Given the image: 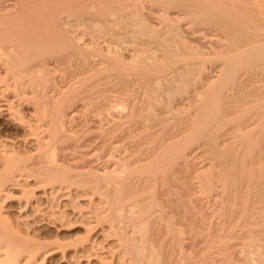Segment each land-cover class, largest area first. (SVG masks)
Returning a JSON list of instances; mask_svg holds the SVG:
<instances>
[{"label":"bare ground","instance_id":"6f19581e","mask_svg":"<svg viewBox=\"0 0 264 264\" xmlns=\"http://www.w3.org/2000/svg\"><path fill=\"white\" fill-rule=\"evenodd\" d=\"M200 29L210 31L209 35L216 32L207 44L210 52L200 49L205 46L195 33ZM193 42L199 45L195 47ZM208 55L221 62L213 75L202 74L204 63L210 59ZM262 61L264 0H0V199L3 202L11 198L16 204L15 220L0 216V263L19 264L23 258L24 264H33L54 253H61L63 258L72 251L68 253V264H90L89 259L95 257L105 259L107 264H176V259L177 264H201L210 258L207 249L211 243V247L222 244L227 249L231 236L227 238V234L218 231L225 227V223H220L221 227L213 226L217 232H213L214 240H206L209 244L204 241L207 245L193 255L184 254L182 232L191 234L207 225L206 215L200 210L201 199L194 195L196 191L191 190L187 180L189 164L193 162L189 156L195 152L196 143L208 145L213 156L200 185L206 192L219 187L223 193L227 191L222 196H228L224 198L231 204L228 208L232 207L234 218H238L237 222L227 220L232 227L241 222L238 214L263 216L264 152L256 147L252 131L256 126L264 128V102L249 96L256 89L251 84L252 77L245 78L252 89L238 78L243 66L254 69L259 64L264 66ZM253 62L260 63L254 67L257 63ZM60 65L68 67L72 76L71 83L63 86L56 85L51 73ZM188 74L201 79L192 83L194 79ZM177 79L184 84L182 87L194 84L187 100L196 102L193 105L197 114L190 117L188 131L183 128L184 131L163 134V129L156 132L144 126L136 135L139 140H124L136 118L159 119L152 108L155 103L136 109L132 100L140 94L137 91H143V95L149 92L148 96L158 91H162V96L166 91V108L184 110L173 102L174 92L181 89L175 83ZM202 79L205 83L200 82ZM226 85L233 87L232 94L224 92ZM49 87L56 93H47ZM256 90L260 91L258 86ZM259 94L257 97L263 96ZM148 96L145 99L151 98ZM252 109H258L255 114L259 116H254L258 117L256 125L252 118V122L243 121ZM127 120L131 124H126ZM14 129L21 130L20 139L10 136ZM261 131H257L258 136ZM68 132H74L79 141L75 143V156L70 154L72 150L65 149L76 150L74 144L63 147L64 143H60ZM157 133L163 135L160 140ZM89 154L107 158L102 167V163L93 167L99 159L92 161ZM85 157L90 158L92 163H86L93 168L86 163L79 165L81 160L78 164L75 161ZM216 169L217 173L213 172ZM171 193L179 199L169 197ZM56 198L70 202L74 209L79 204L77 198L86 200L89 207L94 203L95 207L102 205L91 210L87 206L90 213L72 211L77 219H86L88 233L106 224L99 235L111 236L113 243L107 246L105 255L91 253L96 240L88 237L90 233L80 240L82 245L79 240L63 244L39 239L34 225L37 219L33 220V216L42 200ZM175 201L176 209L172 206ZM157 220L162 221V226L155 225ZM180 225L185 229H178ZM208 228L205 231H211H207L211 235L212 226ZM247 231L250 236L251 230ZM170 239H180V244H171ZM84 241L88 245H83ZM243 242H233L231 252L224 251L230 252L226 259L234 257V247L240 244L244 263L264 264L262 246L258 243L255 249H245ZM170 245L179 248L178 257H174L177 255ZM169 251L175 259H167ZM191 257L196 259L192 262Z\"/></svg>","mask_w":264,"mask_h":264},{"label":"rangeland","instance_id":"374dc122","mask_svg":"<svg viewBox=\"0 0 264 264\" xmlns=\"http://www.w3.org/2000/svg\"><path fill=\"white\" fill-rule=\"evenodd\" d=\"M201 30V29H200ZM203 32V33H202ZM195 33H197V37L198 38H200L199 39V41H200V44L201 43H203V44H205V46H204V48L202 47H200V49L201 50H207V52L209 51H211L209 48H208V46H207V44L209 45V42H210V40H211V36H212V38H214V34L216 33V32H211V34L209 35V33H210V31L209 32H206L205 31V29H202L201 31H195ZM208 33V34H207ZM206 37V38H205ZM215 37H216V35H215ZM217 37H218V35H217ZM210 38V39H209ZM202 40V41H201ZM209 40V41H208ZM192 44V43H191ZM193 46L195 45V47H197L198 45L196 44V43H194L193 42V44H192ZM197 45V46H196ZM208 56H210V59L208 58V60L206 61V63H204L205 65H204V69H203V72L204 73H202V74H211V75H213V74H215L217 71L216 70H218L219 69V67H218V65H220L221 64V62H220V59L218 58H216L215 56H213V55H208ZM207 56V57H208ZM211 58H212V60H211ZM214 58V59H213ZM183 61H184V59H183ZM183 61H181L182 63H184ZM181 62H178V65H180L179 63H181ZM208 62V63H207ZM262 62H264V61H262ZM261 62V63H262ZM257 62H253L252 64H256ZM260 63V62H259ZM259 63H257L256 65H254V67L255 66H257ZM185 64V63H184ZM263 64V63H262ZM182 65V64H181ZM187 65V64H186ZM251 65V64H250ZM261 64H259V66H257V67H255L254 69L252 68V67H250V68H252V70H253V73H255L254 75L252 74L251 76H250V72L252 73V70L249 68V65H247L246 67L245 66H243L240 70V72L241 73H239V75L240 76H238V78L240 77L241 79H240V81L242 80V82H240V83H243L244 85H245V87H250V89H252V87H251V84H253L252 86H253V89H257V86H258V88H259V92L256 90H253L254 92H251L250 94H252V95H249V96H255V99L256 98H259V101H260V99H261V101L262 102H264V66H260ZM184 66V65H183ZM51 67H53L52 65L50 66V68ZM55 67V66H54ZM63 67H64V69H63ZM68 67H66L65 65H60V66H56L55 67V69L54 70H51L52 72V75L54 76V80H55V82H56V85H58V86H63V85H66L65 83H68V82H70L71 83V79H70V77H72L71 76V74L69 73L70 71H69V68H68V70H66ZM250 70H249V69ZM255 69H257V70H255ZM57 70V71H56ZM248 70H249V73H248ZM63 71V72H62ZM65 71V72H64ZM207 71V72H206ZM210 71V72H209ZM216 71V72H215ZM262 71V72H261ZM68 72V73H67ZM61 73V74H60ZM67 73V74H66ZM194 73V72H193ZM70 75V76H69ZM189 75V74H188ZM64 76V77H63ZM191 76L193 77V76H195V74L193 75V74H191ZM191 76L189 75V78L190 79H194L193 81L191 80L190 82H192V83H198V80L197 79H199L197 76L195 77V78H191ZM248 77V78H247ZM249 77H252L254 80H253V83H252V81H251V84H249V83H247V81L246 80H248L249 79ZM177 78V77H176ZM245 78H247L246 80H245ZM179 79V78H178ZM177 79V81L175 82V83H177V85H181L180 86V90L178 89V91L177 92H174V99H173V102H175V104H177L178 105V107H182V108H184V110L183 111H173V110H169L168 108H166V107H168V104L166 103V99H167V97H165L167 94H166V91H164L163 93H165L164 95L162 94V96H161V93H162V91L161 92H156L155 94H154V92H153V94L152 93H150V95H151V98H147V99H145L147 96H148V94H149V92L146 94L145 93V95H143L144 94V92L142 93L141 92V90H140V92H136V93H140V94H135V97L133 98V103H136L135 104V106H136V109L138 108V109H140V110H143V109H146V108H143L142 109V107H145V105L147 106L148 104L149 105H151V104H154V105H152V108L156 111V113H158V118L159 119H156V120H147L146 121V119H141L142 117H138V118H136L135 119V122L134 123H132L133 124V126H131V130L128 132L129 134H127V135H129L128 137L126 136L125 138H124V140H126V141H129V142H132L133 140H139V138H138V136H136V135H138L139 134V132H140V130H143L144 129V126L145 127H147V126H150V130H155L156 132H157V130L159 131H161L162 129V133L163 134H165V133H167V134H169V132L170 133H177V132H179V130L181 131H184L183 130V128L185 129V131H188L187 130V127H188V124H189V120L191 119L190 117H194V115H196L197 114V110H196V108H195V105H193L194 103L196 104V102H194V100H192V101H190V103H189V98L188 97H190V95H191V91L193 90V86H194V84H188V85H185L184 87H182L184 84L182 83V81H180V80H178ZM201 79V78H200ZM68 80V81H67ZM72 80H74V79H72ZM195 80H197V81H195ZM195 81V82H194ZM245 83H244V82ZM200 82H203V83H205V81H204V79H202V80H200ZM59 83H61V84H59ZM69 83V84H70ZM175 83H173V84H175ZM183 85H182V84ZM196 83V84H197ZM255 83V84H254ZM248 84L250 85V86H248ZM68 85V84H67ZM141 85V84H140ZM163 85V84H162ZM176 85V84H175ZM256 85V87L254 88V86ZM227 86V87H226ZM225 87H224V92L226 93V94H228L229 93V95H230V93L232 94L234 91V89H233V87L231 86V88H228L229 86L228 85H226ZM164 87V88H163ZM163 87L161 86V88H163V89H165V86L163 85ZM50 88V87H49ZM137 88V87H136ZM141 88V87H140ZM227 88V89H226ZM48 89V88H47ZM54 88L52 87V89L50 88L48 91H47V93H49V91H50V93L52 92L51 90H53ZM185 90V91H184ZM201 90V89H200ZM54 91V90H53ZM184 91V92H183ZM252 91V90H251ZM55 92V91H54ZM183 92V93H182ZM255 92H257L258 93V95H260L259 93L261 92V95L263 94V96L261 97H257L258 95H257V93H255ZM56 93V92H55ZM54 93V94H55ZM253 93H255L254 95H253ZM134 95V94H133ZM138 97H137V96ZM143 95V96H142ZM149 95V96H150ZM148 96V97H149ZM157 96H158V98H157ZM142 97H144V98H142ZM155 97V98H154ZM161 97V98H160ZM251 97H249V98H251ZM141 98V99H140ZM153 98V99H152ZM198 98V97H197ZM201 98H203V97H201ZM144 99V100H143ZM163 99V100H162ZM187 99H189V100H187ZM192 99V98H191ZM200 99V98H199ZM146 100V101H145ZM148 100H150V101H148ZM152 100V101H151ZM154 100L155 101H157L158 100V103L157 102H154ZM159 100H161V101H159ZM136 101V102H135ZM140 101V102H139ZM260 101V102H261ZM161 102V103H160ZM194 102V103H193ZM261 102V103H262ZM157 104V105H156ZM184 104V105H183ZM187 104V105H186ZM189 104V105H188ZM197 104H198V101H197ZM263 104V103H262ZM167 105V106H166ZM156 106V107H155ZM190 108H189V107ZM192 106H194V107H192ZM88 108H89V106H88ZM225 108V107H224ZM263 108H264V105H263ZM196 110V111H195ZM254 112H253V111ZM251 110V113L253 114V116H251L250 114H248V116L247 117H245L244 119H243V121L245 120V119H247V120H249L250 119V121L252 120L254 123L253 124H255V123H258V121H256L255 122V119L256 118H258V117H255L254 118V116H256L257 114H255L256 113V111L255 110H258V109H252ZM260 110V109H259ZM262 111V110H261ZM261 111H259V113L261 112ZM263 113H264V111H262ZM143 113H144V111H143ZM190 113L192 114V116L190 115ZM258 113V112H257ZM91 114H93L92 116H94V113H91ZM250 115V116H249ZM91 116V119L92 118H94V117H92ZM257 116H259V115H257ZM264 116V115H263ZM96 117V116H95ZM252 118V119H251ZM264 118V117H263ZM263 118H261V119H263ZM140 119V120H139ZM92 120H95V119H92ZM144 120V121H143ZM128 121V122H127ZM126 121V124H131V122L132 121H129V120H127ZM146 121V122H145ZM150 121V122H149ZM184 121V122H183ZM251 121V122H252ZM94 122V121H93ZM187 122V123H186ZM236 122V121H235ZM73 123H75V122H73ZM72 123V124H73ZM144 123V124H143ZM143 124V125H142ZM151 124V125H150ZM154 124V125H153ZM181 124V125H180ZM186 124V125H185ZM252 124V127H253V129H254V125ZM74 125V124H73ZM141 125V126H140ZM185 125V126H184ZM256 125V124H255ZM75 127H76V125H74ZM78 126H80V125H78ZM143 126V127H142ZM187 126V127H186ZM259 126V125H258ZM182 127V128H181ZM257 127V126H256ZM256 127H255V129L252 131L254 134H253V136H252V138L254 139L255 138V140H257V143H255V145H256V147H260L259 149L260 150H262L263 152H264V144H263V142H264V128L263 127H261V128H259V127H257V129H256ZM78 128V127H77ZM140 128V129H139ZM142 128V129H141ZM168 128V129H167ZM261 129H263V131H261ZM166 130H167V132H166ZM136 131H138V133H136ZM154 131V132H155ZM159 131V132H160ZM165 131V132H164ZM173 131V132H172ZM175 131V132H174ZM257 131H258V133L261 131V134L258 136L257 134ZM10 132L12 133H10V136L12 135L13 137H15V139H20V133H21V130H10ZM134 132V133H133ZM155 132V133H156ZM262 132H263V134H262ZM73 134H75L74 132H72ZM72 133H66L65 135H67V136H65L66 138H64L65 140L62 142L61 140H63V139H61L60 141V143H61V145H62V143H64L62 146L63 147H65V146H67V147H69V146H71L72 144H74V145H72V147H74L75 149H76V147H75V143H77V141H76V138H74V135L72 134ZM88 133H89V131H88ZM133 133V134H132ZM70 134H72L73 135V137H70L69 138V135ZM71 135V136H72ZM76 135V134H75ZM89 136H90V134H88ZM91 135H92V133H91ZM156 135H158V133L156 134ZM161 134H159L158 135V138H159V140H160V137L162 138V136H160ZM257 135V136H256ZM11 136V137H12ZM63 136V137H64ZM77 136V135H76ZM75 136V137H76ZM83 136V135H82ZM81 136V137H82ZM87 137V135H84L83 137ZM88 136V137H89ZM80 137V138H81ZM72 138H74V139H72ZM79 138V139H80ZM69 139V140H68ZM96 140H94V141H96L97 142V140H98V138H95ZM76 141V142H74V141ZM81 140V139H80ZM123 140V141H124ZM71 141V142H70ZM94 141H91V142H93V143H95ZM145 141V140H144ZM65 142H67V143H65ZM74 142V143H73ZM79 142V141H78ZM258 142H259V144H258ZM92 143V144H93ZM197 145H195V152L193 151V155H191V156H189V158H190V160H192L193 162L191 163V164H189V170H190V177H189V179L187 178V180H189V182H190V185H191V187L193 188V189H191V190H194V191H196V193L195 192H192V193H195L194 195L195 196H197L198 195V200L199 199H201V200H199V205L200 206H202V207H200V210L203 212V213H205V215H206V218L204 219V222H206L207 223V225L209 226H212V230L213 229H215V228H217V226L219 225L220 227H221V225L222 224H224V226L226 227V229H225V227L224 226H222V228L223 229H220V230H218L219 232H222L223 234H227V238L229 237V236H231L230 237V241H232V242H230L229 243V245L231 246V244H233V242H235V243H241V242H243V240L244 241H246V242H243V243H245L246 245H245V249L246 248H249V246H251V248L252 249H255L254 247H256V244H258V245H261L262 246V248H261V251H262V249H263V252H264V222H262L261 221V219L262 218H264V210H263V216L261 215L260 217H257L256 216V214H254V213H251V214H244V215H246L247 216V218L243 215V214H238L237 215V217L240 215V218L239 219H241L240 221L241 222H239V224L237 223V224H234L233 225V227H232V222L235 220V222H237L236 220L238 219H235L236 218V214H234L233 213V209H232V207H229L228 208V206H230L231 204L229 203H227V197H224L226 194H227V191H226V193H225V195H224V193L222 192V190L224 191V189H220V187L219 188H212V190H207V192L206 191H203V187H201V185L200 184H202L203 185V182L202 183H200V181H203V173L205 172V171H207V170H205V168L207 169V167L209 166L208 165V161H211L212 160V154H211V152L209 151L210 149L208 148V145L206 144H202V142H199V143H196ZM258 144V145H257ZM71 147H69V148H65V149H68V151L70 152V150H72L73 152H70V154H73L74 156L76 155V154H74V153H76L77 152V149L76 150H73L72 148L70 149ZM89 148V147H88ZM199 148V149H198ZM263 148V149H262ZM84 149H87V148H84ZM64 150V149H63ZM61 151V150H60ZM64 151H66V153H67V155H70L69 154V152L67 151V150H64ZM63 151V152H64ZM62 152V151H61ZM96 152H100V151H98V150H96ZM95 152V153H96ZM92 154H94V151L93 152H91ZM65 154V153H64ZM78 154V153H77ZM92 154H89L88 156L90 157L91 156V159H92V157L94 158V159H92V161H94L95 160V162L97 161V159H99V161H97L96 162V164L95 163H93V167H95V165H99L100 163H102V164H100L99 165V167H102L103 166V164H104V160H106V158L107 157H98L97 155L94 157V156H92ZM97 154V153H96ZM73 155H70L71 157L73 156ZM99 155V154H98ZM212 155V156H211ZM69 156V157H70ZM100 156H102L101 154H100ZM87 157V156H86ZM83 158V159H75V161L77 160H81V162L80 161H78L77 162V164L79 163V165H84L85 163H86V160H87V162L89 163V162H91V160H90V158ZM96 157H98V158H96ZM194 157V158H193ZM90 161H89V160ZM82 160H83V162L84 163H82ZM85 160V161H84ZM103 161V162H102ZM92 163V162H91ZM98 163V164H97ZM86 165H89L90 167H92L90 164H87L86 163ZM191 165V166H190ZM92 167V168H93ZM202 167V168H201ZM217 168V167H216ZM196 172V173H195ZM213 172H215V173H217V169L214 171L213 170ZM215 173L213 174L214 176H215ZM196 174V175H195ZM200 175V176H199ZM205 175V174H204ZM202 176V177H201ZM196 177V178H195ZM216 177V176H215ZM214 177V178H215ZM192 178V179H191ZM200 178L202 179V180H200ZM191 180V181H190ZM215 181H216V179H215ZM199 182V183H198ZM197 185V186H196ZM199 187V188H198ZM195 188V189H194ZM201 188V189H200ZM218 189V190H217ZM198 190L200 191V194H199V192H198ZM206 192V193H205ZM219 192V193H218ZM174 193H171V194H169V197H170V195H171V198L173 197H176L177 199H179V197H178V195H173ZM191 194V193H190ZM205 194V195H204ZM211 194V195H210ZM173 195V196H172ZM208 197H207V196ZM221 195V196H220ZM222 195H224V196H222ZM192 197V198H196V197ZM200 196V197H199ZM218 196V197H217ZM97 197V196H96ZM190 197V196H189ZM94 198H95V196H94ZM172 198V199H173ZM218 198V199H217ZM224 198H226V199H224ZM8 199V200H7ZM6 200H4L3 202L1 201V199H0V216L1 217H3V218H11L12 220L14 219L15 220V217H16V204H15V202H14V200H12L11 198H7ZM57 199V198H56ZM76 199V198H75ZM74 200V199H73ZM77 201L76 202H78L79 204H78V207H77V204H76V208L74 209V206H71V204H70V202H68V201H66V200H63L62 198H58L57 200H49L48 201V199L47 200H42V202L38 205V209H37V213L33 216V220H36L37 222L34 224L37 228H38V230H37V234H38V237H39V239H41L42 241H47V242H49V241H51L52 243H55V241L56 242H60V243H63V244H65V243H69V242H74V241H78V243H80L79 245H82V241H80V240H82V238H83V236H84V239L86 238V234H87V236L89 235V233H90V235L88 236L89 238H94V240H96V245H94V251H93V249L91 250V253H98V254H104V251H106L107 250V246L108 245H111L112 243H113V240H111V236H106V237H108V238H106V237H102V236H100L99 235V232L103 229V228H106L107 226H106V224H104V223H102V224H100V225H98V226H96V227H94L93 229H91V231L90 230H88L89 231V233L86 231L88 228H86V227H88L87 226V223L86 224H84L85 222H87L86 221V219L83 221V219H81V218H79V219H77V217H76V215L74 214V212L73 211H80V212H82V214H85L86 212H89L88 210H86V209H88L87 208V206L89 207V205H87V201L86 200H80L79 198H77L76 199ZM219 200V201H218ZM222 200V201H221ZM225 200V201H224ZM95 201L96 202H98L97 201V199L95 198ZM218 201V202H217ZM176 202H178V201H175L174 203H172V206H174L173 208H175L176 209ZM205 202V203H204ZM212 202H214V203H212ZM224 202V203H223ZM207 203V204H206ZM89 204V203H88ZM95 204V203H94ZM94 204H92V207L94 206V209H96V207L98 208V207H100V206H102V205H99L98 203V205L99 206H96L95 207V205ZM177 204H179V203H177ZM223 204V205H222ZM227 207H226V206ZM15 206V207H14ZM91 206V205H90ZM179 206H180V209L182 208L181 207V205L179 204ZM206 206V207H205ZM209 206V207H208ZM224 206V208H222ZM92 207H89V209L91 210V209H93ZM216 207H218V208H216ZM81 208H82V210H81ZM177 208H178V206H177ZM225 208H227L226 210H225ZM73 210V211H72ZM182 210V209H181ZM195 210H196V208H195ZM219 210V211H218ZM224 210V211H223ZM77 211V212H78ZM222 211V212H221ZM229 211V212H228ZM230 211H232V213L230 212ZM84 212V213H83ZM192 212H193V210H192ZM210 214H209V213ZM219 212V213H218ZM90 213V212H89ZM229 213H231V215H233V216H231ZM248 213H250V212H248ZM218 214V215H217ZM208 215V216H207ZM211 215V216H210ZM228 215H230V217L228 216ZM241 215H242V218H241ZM58 216V217H57ZM224 216V217H223ZM234 216H235V218H234ZM243 216H244V218H243ZM252 216V217H251ZM63 217V218H62ZM249 217V218H248ZM65 218V219H64ZM225 218V219H224ZM226 218H228V219H226ZM232 218H234V219H232ZM251 218V219H250ZM256 218V219H255ZM257 218H260V219H258L257 220ZM229 219L230 220H232V222H227V220L229 221ZM243 219H245L244 221H243ZM55 220V221H54ZM80 220H82V221H80ZM218 220V221H217ZM225 220H226V222H225ZM79 221V222H78ZM210 221V222H209ZM220 221V222H219ZM224 221V222H223ZM242 221H243V224H242ZM253 221H257V222H255L256 224H252V223H250V222H253ZM262 222V223H260V222ZM158 222H160V223H158ZM248 222H249V224H248ZM210 223V224H209ZM213 223V224H212ZM220 223H221V225H220ZM226 223H228V224H231L230 226L233 228H230L229 226H228V224L226 225ZM258 223H260V224H258ZM104 224V225H103ZM154 224H155V222H154ZM158 224H160L161 226H162V221L160 220V221H158L157 220V222H156V226L158 225ZM212 224V225H211ZM216 225V227H215V225ZM86 225V226H85ZM206 225V229L208 228V226ZM213 226L215 227V228H213ZM178 227V229H185V226L183 227V228H181V225L180 226H177ZM227 227H229L230 228V230H229V228H227ZM234 227H235V229H234ZM249 227V228H248ZM203 229V230H196V232H194V231H191V234H190V231L188 232V231H186V230H184L183 232H182V234H181V237H182V235H183V237L181 238V240L183 241L181 244L182 245H184V246H186V250H185V252H184V254L185 255H193L194 253H196V251L198 252L199 250H197V249H200L201 247H203V246H205V245H207V244H205V242H207L208 244H209V239H212V240H214V237H213V234L215 233L214 232V230L212 231V233H209V234H211V235H208V232L207 231H209V230H211L210 228L211 227H209L208 229L209 230H207V231H205L206 229ZM263 228V229H262ZM236 230H237V232H236ZM247 230H251V234H249L250 236H247L246 234H248V232L249 231H247ZM224 231V232H223ZM226 231H228L227 233H226ZM188 232V233H187ZM194 232V233H193ZM201 232H203V233H201ZM209 232H211V231H209ZM214 232V233H213ZM176 233H179L180 234V232L177 230V232ZM186 233V234H185ZM207 233V234H206ZM217 233V232H216ZM215 233V234H216ZM228 233H230V234H228ZM232 233H234L233 235H232ZM236 233H238V234H236ZM206 234V235H205ZM229 235V236H228ZM238 235V236H237ZM244 237H243V236ZM233 236H235L234 238H233ZM245 236H247V237H245ZM260 236V237H259ZM263 236V237H262ZM188 237V238H187ZM203 237V238H202ZM208 237V238H207ZM104 238V239H103ZM184 238V239H183ZM189 238H193V240H190ZM200 238H201V242H200ZM245 238V239H244ZM106 239V240H105ZM203 239V240H202ZM176 240V239H175ZM196 240L198 241V242H196ZM206 240H208V241H206ZM88 241V240H87ZM87 241H84L83 243H85V244H83V245H88V242ZM173 240H171L170 239V241L169 242H172ZM179 241H180V239H179ZM178 240L177 241H175V242H172L171 244H176V245H178V243L180 244V242H179ZM192 241V244H190V242ZM205 241V242H204ZM211 241V240H210ZM237 241V242H236ZM99 242V243H98ZM199 242L201 243V245L199 244ZM227 242V241H226ZM250 242L251 244H254V246H252L250 243V245L248 244V243ZM255 242V243H254ZM216 243V242H215ZM185 244H187V245H189V247L187 246V245H185ZM212 244V243H211ZM210 244V245H211ZM214 244V243H213ZM226 244V243H225ZM228 244V243H227ZM242 244V243H241ZM176 245H175V248L174 247H172L171 248V245H170V248L171 249H174V254L175 255H177L176 253H178L179 252V248H177L176 247ZM203 245V246H202ZM209 245V250L207 249V253L208 254H210V258H208L207 259V261H205V262H200L201 264H208V262L209 261H211L212 262V260L213 259H218L217 261H215V263L214 264H247L246 262L244 263V261H243V259H241L240 257H242V258H244V256H245V253H244V251L242 252L241 250L239 251V249H241V247L240 246H242V245H236L233 249V256L234 257H231V259H226V253L228 254V253H230L231 252V248L233 247V246H231V248H230V246L226 249V247H224V246H226V245H218V247H216L215 245H213V247H211ZM95 246H96V248H95ZM100 246V247H99ZM174 246V245H173ZM200 246V247H199ZM238 246V247H237ZM179 247V246H178ZM188 247V248H187ZM192 247V248H191ZM194 247V248H193ZM199 247V248H198ZM210 247H211V249H210ZM215 247V248H214ZM224 247V248H223ZM236 247H237V249H236ZM169 248V249H170ZM217 249V251H214V250H216ZM224 249V250H223ZM230 249V250H229ZM191 250V251H190ZM227 251V250H229L228 252H224V251ZM237 250V251H236ZM195 251V252H194ZM170 252V251H169ZM212 252V253H211ZM218 252H220V253H218ZM225 253V255L223 254V253ZM239 252V253H238ZM241 252V253H240ZM68 253L69 254H71L72 253V251L70 252V251H68ZM68 253H66V255H65V257H63L62 258V255H61V253H54L53 255H51L50 257H45L44 259H38V261L37 262H35V263H33V264H68V261H69V258H68ZM193 253V254H192ZM204 253V252H203ZM217 253V254H216ZM243 253H244V255H243ZM171 254H173V253H171L170 252V254L169 255H171ZM214 256H213V255ZM105 255V254H104ZM167 256V259L168 258H170V257H172V258H176V257H178V255L177 256H174V255H171V256ZM225 256V258H224V256ZM236 255V256H235ZM238 255V256H237ZM262 255H264V254H262ZM174 256V257H173ZM104 257V256H103ZM215 257V258H214ZM264 257V256H263ZM174 258V259H175ZM226 259V262H225V260L224 259ZM102 258H99V257H95V258H90L89 259V262H90V264H107L106 263V260L105 259H103L102 261ZM194 257H191V260H192V262L196 259H194ZM211 259V260H210ZM221 259H222V261H221ZM23 260V261H22ZM105 260V261H104ZM177 260V259H176ZM175 260V263L177 264V261ZM229 260H231V261H229ZM101 261V262H100ZM218 261H220L219 263H218ZM243 261V262H242ZM210 263V262H209ZM0 264H7V263H0ZM19 264H24V259L22 258L21 260H20V263ZM82 264H85V261H83L82 262ZM191 264V263H190ZM192 264H195V263H192ZM198 264V263H197Z\"/></svg>","mask_w":264,"mask_h":264}]
</instances>
